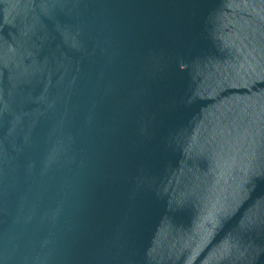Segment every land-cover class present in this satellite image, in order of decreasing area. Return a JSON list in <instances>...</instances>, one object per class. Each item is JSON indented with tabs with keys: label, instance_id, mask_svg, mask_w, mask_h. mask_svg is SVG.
Here are the masks:
<instances>
[{
	"label": "water",
	"instance_id": "water-1",
	"mask_svg": "<svg viewBox=\"0 0 264 264\" xmlns=\"http://www.w3.org/2000/svg\"><path fill=\"white\" fill-rule=\"evenodd\" d=\"M0 264H264V0H0Z\"/></svg>",
	"mask_w": 264,
	"mask_h": 264
}]
</instances>
